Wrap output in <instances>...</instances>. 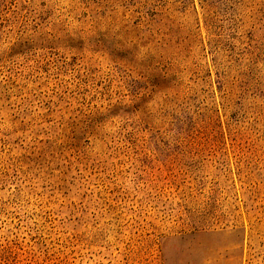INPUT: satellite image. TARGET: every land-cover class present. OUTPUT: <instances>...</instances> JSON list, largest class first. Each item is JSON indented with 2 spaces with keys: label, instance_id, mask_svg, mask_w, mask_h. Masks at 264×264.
Wrapping results in <instances>:
<instances>
[{
  "label": "rangeland",
  "instance_id": "374dc122",
  "mask_svg": "<svg viewBox=\"0 0 264 264\" xmlns=\"http://www.w3.org/2000/svg\"><path fill=\"white\" fill-rule=\"evenodd\" d=\"M0 264H264V0H0Z\"/></svg>",
  "mask_w": 264,
  "mask_h": 264
}]
</instances>
